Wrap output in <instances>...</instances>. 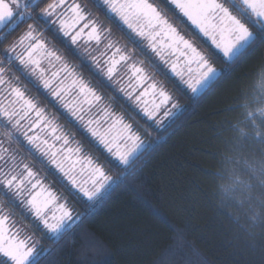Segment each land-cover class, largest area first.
<instances>
[{
  "label": "trees",
  "instance_id": "obj_1",
  "mask_svg": "<svg viewBox=\"0 0 264 264\" xmlns=\"http://www.w3.org/2000/svg\"><path fill=\"white\" fill-rule=\"evenodd\" d=\"M259 69L264 40L257 39L229 68L220 65L219 77L200 94L173 93L178 108L170 110L177 115L135 121L136 134L153 148L130 165L93 148L69 124L75 141L112 178L108 191L93 201L62 191L79 219L55 244L26 207L0 195L10 226L21 237L31 234L38 250L53 251L40 264H264V221L254 224L252 213L264 208L257 196L264 193V166L257 163L264 159ZM24 161L50 180L49 166Z\"/></svg>",
  "mask_w": 264,
  "mask_h": 264
},
{
  "label": "snow or ice",
  "instance_id": "obj_2",
  "mask_svg": "<svg viewBox=\"0 0 264 264\" xmlns=\"http://www.w3.org/2000/svg\"><path fill=\"white\" fill-rule=\"evenodd\" d=\"M42 3L44 0H0V32H3L5 28L8 29L7 33L0 35V42L15 31L21 23H26L37 17L44 20L45 23L49 22L48 18L55 17L52 22L59 23V29L65 36H69L77 24L87 18L84 9L78 3L66 5V0H49L41 7ZM95 3L98 7L106 8L109 13L115 14L128 29L147 40L149 47L162 60H165L166 53L179 51L180 55L184 57V63L182 66L173 63L171 71L180 77L193 94H200L219 77L217 69L210 64L206 56L180 35L161 12L152 3H149V0H95ZM230 3L237 14H233V11L219 0H171V4L179 9L180 13L191 21L205 37L209 38L212 45L224 57L228 58L229 62L243 55L255 40H264V0H230ZM245 20L257 28L256 33L249 29ZM89 26H91V30L88 33V39L95 40L99 44L103 31L94 20H89L83 28ZM83 28L71 36L73 44L83 33ZM107 47H112V44L109 43ZM116 52H120V49L117 48ZM127 58L124 55L120 56L121 61ZM45 59H48L49 62L51 59L60 61L61 57L46 47L40 39L35 25L31 23H28L26 30L4 49L3 58H0V128L5 129L3 136L9 141L15 139L14 132H20L24 128L22 121H28L29 128L36 127L42 121L45 126L51 127L52 121L44 116L43 110L38 109L31 99L25 97V93L14 83V78L8 77L5 60L8 64H12L14 61L18 62L23 69L37 77L43 88L49 89L54 97L60 98L63 102L64 96L69 94L70 89L65 85L64 80H60L53 87L59 73L53 72L50 77H47L45 69L41 66V61ZM116 63L119 61L113 60L107 69L109 78L112 76ZM61 70L68 77H73L72 86L78 88L79 94L85 97L89 105L93 101L101 99L83 81L74 77L73 71L67 64H63ZM134 71L142 72L143 70L135 68ZM144 78L141 76L140 82H143ZM151 87L153 91H156L155 84ZM159 96L161 97L159 104H153L151 109L144 108L145 115L149 119L154 118L160 107L171 99L163 89L159 90ZM64 107L73 116H77L78 106L64 102ZM172 107L178 108V105L173 104ZM33 112L35 120L31 118ZM180 114H182V110ZM169 115L177 114L168 110L165 112V116ZM77 118L83 119L82 116ZM116 123H122V120L117 118ZM91 124L92 121H88V131L91 135L97 137L107 151L112 153L122 165H130L139 152L153 148V145L145 144L139 135L133 133L130 125L123 124L120 133L109 139L108 133L111 128L101 132L98 128L91 127ZM9 125L12 131L7 130ZM52 130L55 131V128ZM24 137L28 144L49 156L51 163L64 172L73 187L78 188L89 201L101 196L102 190L103 192L108 191L106 185L112 178L106 175L101 168H91L89 178L78 183L75 176L70 175L72 169L66 171L63 163L56 158L57 152L51 151V145L47 149L42 148L41 143L37 142L38 138L29 136L27 132H24ZM56 139H64V143H68L65 137L58 136ZM42 143L47 144V141ZM20 163L16 153L10 151L8 147H5L4 142L0 141V195L19 200L47 233L51 234L52 243H58L66 232L71 231L79 217L74 218L64 204L58 206L59 215L52 213L49 216V206L54 204L57 197L43 187L39 192L33 194L32 190L36 189L40 182H32L35 173L28 164H23V169L18 171ZM88 163L91 165L90 160ZM89 184L90 186H87ZM145 203L147 202L145 201ZM148 206L151 207L150 204ZM153 211L159 215L157 210ZM10 219L11 214L0 204V264H40L42 259L53 255L52 250H38L30 236L21 237V230H13L14 224L10 226ZM168 253L175 254V250L170 248ZM47 264H54V261L48 259ZM188 264H193V262L189 261Z\"/></svg>",
  "mask_w": 264,
  "mask_h": 264
},
{
  "label": "flooded vegetation",
  "instance_id": "obj_3",
  "mask_svg": "<svg viewBox=\"0 0 264 264\" xmlns=\"http://www.w3.org/2000/svg\"><path fill=\"white\" fill-rule=\"evenodd\" d=\"M48 2L49 0H44V3L40 6L43 7ZM73 3H78L82 6L87 18L80 21L69 36H65L63 32L60 31L58 22H52L55 20V17L48 18V23H45L44 20L37 17L28 20L26 23H21L15 31L8 34L7 38L0 42V58H3L4 49L26 30L28 23H31L35 25L40 34V39L45 43L46 47L61 57L60 61H56L55 59H51V62H49L48 59L42 60L41 66L45 69V75L47 77H50L53 72L59 73L53 87H55L60 80H64L65 85L70 89L69 94L64 96L63 102L60 98L54 97L49 89L43 88V85L37 77L31 75L26 69H23L18 62L14 61L12 64H8L5 60V66L8 69V77L14 78V83L25 93V97L31 99L33 103L37 105L38 109L43 110L44 116L52 121L51 127L45 126V123L42 121L34 128L28 127V121H22L21 123L24 125V128L20 132H14L15 139L12 141L7 140V138L3 136V131L5 129L0 128V141H3L5 147H8L10 151H14L18 162H21L18 171L23 169V164H28L24 161L25 157L30 163H43L44 167L49 166L51 169L49 170L50 172H48L50 180H45L38 176L33 165L30 166L31 170L35 173L32 182H40L36 189L32 190L33 193L40 191L41 187H43L57 197L54 204L49 206V216H51L52 213L59 215L58 206L60 204H64L74 216V204L67 198H64L61 192L67 193L68 190H72L75 195L76 192L78 193L80 191L78 188L73 187L71 181L64 172H61L51 163L49 156L44 155L40 150L28 144L24 137V132H27L29 136L37 137V142L41 143L42 148L47 149L48 146L51 145V151L57 152L56 158L63 163L64 169L66 171L72 169L70 175L75 176L79 183L89 178L91 168L99 167L102 169V167L96 163L94 154L85 150L86 147L84 145L75 141L73 138L75 133L71 131L69 124H72L77 131L81 132L83 136L90 141L93 148H100L104 155L113 156L112 153H109L104 145L100 143L99 139L93 137L88 131V121H92L91 127L98 128L101 132L111 128V131L108 133L109 139L120 133L123 124L130 125L131 131L136 134V129L134 128L135 121L137 124H141V119H153H149L148 116L145 115L144 108L147 107L151 109L153 104L160 103V89H163L171 99L167 104L160 107L154 118L160 117L161 115L163 116L165 114L164 112L173 108L172 105L177 103L174 101L173 93L180 94L181 91L192 93L180 77L176 76L171 71V65L173 63L180 66L184 63V57L180 55L179 51L166 53L165 60H167V62H165V60H162L152 51L147 40L137 36L128 29L126 25L119 21V18L116 17L115 14L109 13L106 8L102 9L98 7L95 0H66V5H71ZM149 3H152L165 19L177 29L180 35L192 45V36H188L187 38L183 35L184 33L186 34V32H184L185 24H187L188 29L192 31L191 33L196 35L194 37L195 41L202 38L208 42L212 51L217 53L221 59L216 57L217 60L213 61L212 58H209L210 64L217 69L218 73L220 65L225 67V62L227 65H231L232 62L236 60L234 59L229 62L228 58L224 57L223 54L212 45L211 40L205 37L191 21L180 13L179 9H176L175 6L171 4V0H149ZM163 5L172 7L178 15L181 16L185 24L173 25L165 15L166 7L163 8ZM37 12H39V9H37ZM69 15L71 14L69 13ZM89 20L96 21L103 31L99 44H97L95 40L88 39L91 26L83 28L84 24L88 23ZM81 28H83V33L77 38V42L73 44L71 36L75 35ZM249 29L251 30L250 27ZM7 32L8 29L5 28L3 32H0V35ZM109 43L112 44L110 48L107 47ZM193 46L200 51L195 45ZM117 48L120 49V52H116ZM121 55L127 56L128 58L121 61ZM113 60L119 61V63L115 64L112 76L109 78L107 69L111 66ZM63 64H67L73 71L74 77L83 81V83L92 89L101 99L99 101H93V103L89 105L85 97L79 94L78 88L72 86L71 81L73 77H68L67 74L61 70ZM135 68H140L143 71L135 72ZM141 76L145 77L143 82H140ZM153 84L156 85V91H153L151 87ZM174 90H176V92ZM9 99H11V97H9ZM88 99H91V97H88ZM64 102L78 106L77 116H73L72 113L64 107ZM80 109H83V111H80ZM78 116H82L83 119H78ZM167 117H170V115ZM31 118L33 120L36 119L34 112L31 113ZM117 118H120L122 123H116ZM113 125H115V127H112ZM53 128H55V131L52 130ZM7 130L12 131L10 125ZM58 136L65 137L68 143L65 144L64 139H56ZM43 141H47V144L42 143ZM121 143L123 142L121 141ZM77 149H79V151H77ZM89 160L91 161V165L88 163ZM102 170L104 171V169ZM87 186H90V184ZM4 199L7 200L8 198L4 196ZM13 199L17 205L19 204L25 207L19 200ZM18 214L20 215L19 212ZM16 228L15 226L13 230Z\"/></svg>",
  "mask_w": 264,
  "mask_h": 264
},
{
  "label": "rangeland",
  "instance_id": "obj_4",
  "mask_svg": "<svg viewBox=\"0 0 264 264\" xmlns=\"http://www.w3.org/2000/svg\"><path fill=\"white\" fill-rule=\"evenodd\" d=\"M219 1H221V3H224L225 4V6L226 7H229L232 11H233V14H237L236 13V10L234 9V8H232V5H231V3H230V0H219ZM163 8L164 7H166V16L169 18V20L171 21V23H173V25H182V23H183V25L185 24L183 21V19L181 18V16H179L178 15V13L172 8V7H170V6H165V5H163L162 6ZM250 28H251V30L254 32V33H256L257 32V28L252 24V23H250V22H248L247 20H245L244 21ZM185 26V30H184V32H186V34L184 33L183 35L185 36V37H187L188 38V36H192L191 38H192V42H193V45H195L205 56H206V58L209 60V58H212L213 59V61L214 60H217V58H219L220 59V57L217 55V53H215L214 51H212V49L210 48V45L208 44V42L207 41H205V40H203L202 38H200L198 41L196 40H194V37L196 36L195 34H192L191 32V30L190 29H188V25L187 24H185L184 25ZM184 29V28H183ZM189 37V38H190ZM256 41V40H255ZM255 41L251 44V46L248 48V49H250L254 44H255ZM247 49V50H248ZM217 57V58H216ZM240 58V57H239ZM238 58V59H239ZM238 59H236L235 61H237ZM221 60V59H220ZM234 61V62H235ZM223 66V65H222ZM231 65H227L226 64V62H225V67L223 66V68H224V70H226L227 68H229ZM86 209V208H85ZM25 226H27V225H25ZM29 227H35L34 226V224H33V222H30L29 223ZM29 227L27 226L26 228L27 229H29ZM42 231V230H41ZM26 235H29L30 237H31V234H26ZM32 238V237H31ZM32 240H33V243H35L36 244V241L32 238Z\"/></svg>",
  "mask_w": 264,
  "mask_h": 264
},
{
  "label": "clouds",
  "instance_id": "obj_5",
  "mask_svg": "<svg viewBox=\"0 0 264 264\" xmlns=\"http://www.w3.org/2000/svg\"><path fill=\"white\" fill-rule=\"evenodd\" d=\"M261 71H264V69H259L257 71V73H259ZM257 163L261 166H264V159H257ZM257 196L261 202H264V193H259V194H257ZM252 213L254 216V220H253L254 224H259L262 221H264V208L254 206L252 209Z\"/></svg>",
  "mask_w": 264,
  "mask_h": 264
},
{
  "label": "water",
  "instance_id": "obj_6",
  "mask_svg": "<svg viewBox=\"0 0 264 264\" xmlns=\"http://www.w3.org/2000/svg\"><path fill=\"white\" fill-rule=\"evenodd\" d=\"M36 192H39V191H36ZM34 193H35V192H34ZM34 193H33V194H34Z\"/></svg>",
  "mask_w": 264,
  "mask_h": 264
}]
</instances>
